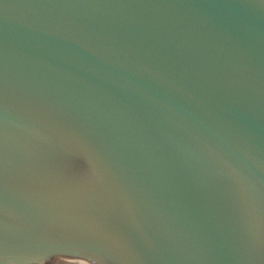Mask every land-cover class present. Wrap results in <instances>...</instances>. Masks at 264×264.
Listing matches in <instances>:
<instances>
[{"label": "water", "instance_id": "95a60500", "mask_svg": "<svg viewBox=\"0 0 264 264\" xmlns=\"http://www.w3.org/2000/svg\"><path fill=\"white\" fill-rule=\"evenodd\" d=\"M0 141L6 264H264V0H0Z\"/></svg>", "mask_w": 264, "mask_h": 264}, {"label": "snow or ice", "instance_id": "6c2138e0", "mask_svg": "<svg viewBox=\"0 0 264 264\" xmlns=\"http://www.w3.org/2000/svg\"><path fill=\"white\" fill-rule=\"evenodd\" d=\"M83 150L86 154L89 155L91 161V170L80 183L87 187L92 183L102 182L105 175V161L102 154L93 153L89 151L88 146H83ZM209 157L212 164V167L215 173L221 178L229 181L232 185H235L237 188L243 190L247 186V177L244 172L234 163V161L228 156V154L220 147H210L209 148ZM4 181V151L3 144L0 141V189L3 187ZM254 221V218H253ZM253 221L252 226L255 227ZM260 229L264 232V220H261ZM8 251L9 245L8 241L3 235V232L0 231V264H6L8 261ZM59 252L63 255H85L89 259H94V257L88 255L86 252L81 251L78 248H53L47 251L43 256L39 257L40 260L48 259L51 255ZM17 256L20 260L25 261V264H29L26 260L28 253L25 250H19Z\"/></svg>", "mask_w": 264, "mask_h": 264}, {"label": "flooded vegetation", "instance_id": "af4514ba", "mask_svg": "<svg viewBox=\"0 0 264 264\" xmlns=\"http://www.w3.org/2000/svg\"><path fill=\"white\" fill-rule=\"evenodd\" d=\"M79 262L78 261H71V260H61V261H55L54 263L52 264H76Z\"/></svg>", "mask_w": 264, "mask_h": 264}, {"label": "bare ground", "instance_id": "6f19581e", "mask_svg": "<svg viewBox=\"0 0 264 264\" xmlns=\"http://www.w3.org/2000/svg\"><path fill=\"white\" fill-rule=\"evenodd\" d=\"M71 261H75V260H71ZM79 262V264H88V263H85V262H82V261H78ZM76 264H78V263H76Z\"/></svg>", "mask_w": 264, "mask_h": 264}]
</instances>
